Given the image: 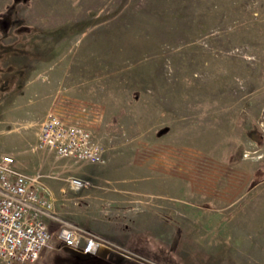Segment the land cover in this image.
<instances>
[{
    "label": "rangeland",
    "instance_id": "obj_1",
    "mask_svg": "<svg viewBox=\"0 0 264 264\" xmlns=\"http://www.w3.org/2000/svg\"><path fill=\"white\" fill-rule=\"evenodd\" d=\"M45 99L107 159L46 153L54 213L108 247L67 257L48 221L32 264H264V0H0V157Z\"/></svg>",
    "mask_w": 264,
    "mask_h": 264
},
{
    "label": "built area",
    "instance_id": "obj_2",
    "mask_svg": "<svg viewBox=\"0 0 264 264\" xmlns=\"http://www.w3.org/2000/svg\"><path fill=\"white\" fill-rule=\"evenodd\" d=\"M32 148L71 163L104 165L107 161L105 150L94 141L92 131L52 112L39 123ZM41 178L40 174L18 171L11 155L0 157V263L39 261L42 253L52 248L53 233L48 221L60 224L56 237L67 257L94 255L107 248L99 236L56 216ZM69 184L74 189L87 186L77 178H70Z\"/></svg>",
    "mask_w": 264,
    "mask_h": 264
},
{
    "label": "crops",
    "instance_id": "obj_3",
    "mask_svg": "<svg viewBox=\"0 0 264 264\" xmlns=\"http://www.w3.org/2000/svg\"><path fill=\"white\" fill-rule=\"evenodd\" d=\"M25 88H26L25 97H24L25 99L23 100V102L27 101L26 99L32 100L30 93H33L35 95V92H33L32 88L36 89V85L33 86L30 84H27ZM50 105H51L50 99L49 100L45 99V101L41 103L36 100L35 105H33V107L32 105H30L31 108H28L29 114H31L30 112L33 111V114H35L36 116L33 118H29V120H26L24 116H21L19 118L22 128H20L19 132L17 133L18 136L15 140L16 144L13 145L11 152L15 157H17V163L15 161V167L17 168L18 171L23 172L25 174H29V175H35V174L42 175L41 183L44 185V188H45L44 190L47 196L54 202V199L56 197L58 198V197L64 196L63 195V192H64L63 182L66 180V178L63 176V174L57 175V176L50 174L51 175L50 176L49 173L52 170L53 162L51 160H48L47 157H45L46 153L44 151H35L32 148L35 145L36 139H37V129L38 128L35 125L37 124L39 125V123L45 118L44 116L46 115L48 111L47 109L50 108ZM15 108L12 111L13 114H16L17 111H19V109H15ZM20 111L22 112V107H20ZM0 115H1L0 124L4 125L3 106L0 107ZM34 129H36L35 133L33 132ZM1 132L0 134L3 133ZM94 134L95 136H97L95 131L93 132V135ZM59 162L61 163V165L58 164V166L59 168H63V172L69 171L70 166L74 164V163H70L69 161H65V160H59ZM100 180L103 182H114L113 179L100 178ZM153 180L154 179H150V181H153ZM157 180L159 179L156 178L155 181ZM132 181H133V177L130 176L129 182H132ZM105 188H108L109 191L110 190L112 191V189L113 190L115 189L114 187H111V186H108ZM133 190L134 189L132 186H130L128 190L125 188L123 189L124 192L128 191L129 193H132ZM159 192L160 191H158L157 194ZM158 197H162V196H158ZM53 206H54L53 209H60L59 203H56V204L53 203Z\"/></svg>",
    "mask_w": 264,
    "mask_h": 264
},
{
    "label": "trees",
    "instance_id": "obj_4",
    "mask_svg": "<svg viewBox=\"0 0 264 264\" xmlns=\"http://www.w3.org/2000/svg\"><path fill=\"white\" fill-rule=\"evenodd\" d=\"M80 257H82V258H85V259H93V257H92V255H89V256H82V255H79V257L78 258H80Z\"/></svg>",
    "mask_w": 264,
    "mask_h": 264
},
{
    "label": "flooded vegetation",
    "instance_id": "obj_5",
    "mask_svg": "<svg viewBox=\"0 0 264 264\" xmlns=\"http://www.w3.org/2000/svg\"><path fill=\"white\" fill-rule=\"evenodd\" d=\"M76 257H79V255H75L74 257H71V258H76Z\"/></svg>",
    "mask_w": 264,
    "mask_h": 264
},
{
    "label": "water",
    "instance_id": "obj_6",
    "mask_svg": "<svg viewBox=\"0 0 264 264\" xmlns=\"http://www.w3.org/2000/svg\"><path fill=\"white\" fill-rule=\"evenodd\" d=\"M262 126H263V130H264V121H263V123H262Z\"/></svg>",
    "mask_w": 264,
    "mask_h": 264
}]
</instances>
